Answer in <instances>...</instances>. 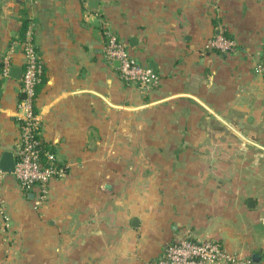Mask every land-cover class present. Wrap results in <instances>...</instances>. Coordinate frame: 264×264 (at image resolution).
Returning a JSON list of instances; mask_svg holds the SVG:
<instances>
[{
	"label": "crops",
	"instance_id": "crops-1",
	"mask_svg": "<svg viewBox=\"0 0 264 264\" xmlns=\"http://www.w3.org/2000/svg\"><path fill=\"white\" fill-rule=\"evenodd\" d=\"M42 65L39 136L65 173L34 206L0 177V264H153L181 235L217 238L264 264V0H0V151L23 110L22 19ZM110 29L154 88L126 83L104 51ZM234 38L227 53L203 43ZM254 206H248V199Z\"/></svg>",
	"mask_w": 264,
	"mask_h": 264
},
{
	"label": "built area",
	"instance_id": "built-area-1",
	"mask_svg": "<svg viewBox=\"0 0 264 264\" xmlns=\"http://www.w3.org/2000/svg\"><path fill=\"white\" fill-rule=\"evenodd\" d=\"M33 24L30 22L25 35L20 42L24 54V64L19 79L17 106L23 110L20 117V134L14 151V170L24 193H33L35 207L40 206L48 196L49 182L53 177L65 173V165L58 162L53 151L44 149L39 136L40 120L35 109L36 85L40 81L42 65L33 41ZM104 51L110 60L117 62L122 79L139 87L154 88L159 77L149 65L142 64L130 55L124 41L110 29L104 30ZM236 47L234 38L216 33L203 43L207 50L227 53ZM8 63L2 67L1 74L8 76ZM256 71L264 77V52L259 58ZM1 156V151H0ZM5 173L0 168V177ZM240 258L226 249L222 243L213 237L193 238L181 235L167 242L153 264H219L233 263Z\"/></svg>",
	"mask_w": 264,
	"mask_h": 264
},
{
	"label": "water",
	"instance_id": "water-1",
	"mask_svg": "<svg viewBox=\"0 0 264 264\" xmlns=\"http://www.w3.org/2000/svg\"><path fill=\"white\" fill-rule=\"evenodd\" d=\"M95 1V0H94ZM149 66L151 67L154 73H157L156 67L154 63L149 62ZM22 71V67L10 65L8 68V74L16 79H20V74ZM0 168L7 172H12L14 170V154L10 150H3L0 156ZM31 197L33 193L30 192L29 194ZM248 206H254V199H248Z\"/></svg>",
	"mask_w": 264,
	"mask_h": 264
},
{
	"label": "trees",
	"instance_id": "trees-1",
	"mask_svg": "<svg viewBox=\"0 0 264 264\" xmlns=\"http://www.w3.org/2000/svg\"><path fill=\"white\" fill-rule=\"evenodd\" d=\"M29 19L27 17L23 18L22 19V23H21V30H20V34H19V37H18V41L21 42V40L23 39L24 35H25V31L27 30L28 26H29ZM227 35V34H226ZM3 67V66H2ZM2 67H1V70H2ZM42 72H43V69H42ZM43 81V76H42V73H41V78H40V81L37 83L36 85V90L39 86V84ZM21 97V93L18 92V99ZM42 146L44 149H46V147L43 145L42 143Z\"/></svg>",
	"mask_w": 264,
	"mask_h": 264
}]
</instances>
